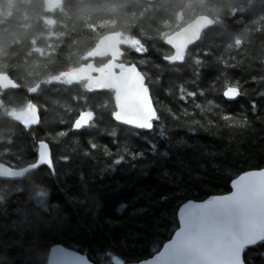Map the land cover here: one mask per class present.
I'll return each mask as SVG.
<instances>
[{
  "label": "trees",
  "instance_id": "1",
  "mask_svg": "<svg viewBox=\"0 0 264 264\" xmlns=\"http://www.w3.org/2000/svg\"><path fill=\"white\" fill-rule=\"evenodd\" d=\"M200 14L212 25L180 63L168 61L164 38ZM110 31L120 61L146 78L150 130L115 122L110 90L47 82ZM0 72L19 85L0 89V162H34V141H46L54 166L0 179V264H45L54 244L89 256L111 248L99 264L146 258L176 229L181 203L264 167V0H0ZM226 84L236 100L221 94ZM30 103L39 120L22 126L14 115ZM81 110L92 119L73 131ZM248 251L249 264H264V246Z\"/></svg>",
  "mask_w": 264,
  "mask_h": 264
},
{
  "label": "water",
  "instance_id": "2",
  "mask_svg": "<svg viewBox=\"0 0 264 264\" xmlns=\"http://www.w3.org/2000/svg\"><path fill=\"white\" fill-rule=\"evenodd\" d=\"M58 0H48L55 4ZM213 23L211 17L200 14L192 20L171 32L164 38V43L171 49L168 61L180 63L188 48L195 44L202 32ZM123 54L121 38L118 32L110 31L101 35L94 46L87 52L86 61L59 72L55 77L47 78V82L63 80L67 85L83 82L87 92L112 91L114 110L112 119L124 126L134 129L152 128V121L157 117L146 78L142 71L133 63L120 61ZM105 58L97 65L95 60ZM19 85L5 72H0V89H17ZM33 90V89H32ZM239 89L231 86L223 92L225 96L239 97ZM90 110H81L73 119L71 130H79L87 126L92 119ZM14 119L22 126L34 125L39 120L36 107L28 104L19 110ZM49 145L40 143L37 146L39 162L44 163L49 156ZM51 153V151H50ZM34 162L20 167H12L0 162V179L18 180L25 176L35 166ZM52 163V159H51ZM262 169V171H250ZM248 169L233 180L238 185L246 186L257 211H250L241 217L243 228L233 229L230 223L209 227L205 216L201 215L203 208L193 202L212 201L220 203L222 197L235 191L223 194L209 195L202 200H186L176 210L177 227L170 238L162 243L160 248L151 255V264H239L240 250L257 235L264 238V213L259 211L261 199L264 198V167ZM66 249L79 255L81 252L62 244L50 247L45 264H67V257L58 249ZM84 254V253H82ZM149 257V256H148ZM147 258V257H146ZM140 259L141 264H149L146 259ZM83 264H88L87 260ZM135 264V261L129 262Z\"/></svg>",
  "mask_w": 264,
  "mask_h": 264
},
{
  "label": "snow or ice",
  "instance_id": "3",
  "mask_svg": "<svg viewBox=\"0 0 264 264\" xmlns=\"http://www.w3.org/2000/svg\"><path fill=\"white\" fill-rule=\"evenodd\" d=\"M231 84H226L227 87H231ZM223 94V93H221ZM235 96H225L226 100H232L235 99ZM253 110H256V106L253 103L252 105ZM257 119H260V117H257ZM40 143H46V141H34L35 145H39ZM34 156L37 159V163H35V166L30 169V171H35L36 169L40 167H49L53 173H54V166L51 163V153L49 150V156L46 162L41 163L39 162V154L37 151V148L33 149ZM117 163L122 162V158H117ZM250 171H262V169H255ZM231 187L235 189V191L231 192L230 194L225 195L222 197L220 203H212V201H208L207 204L205 202H193L197 204L199 207L203 208V212L201 215L205 216L207 219V224L209 227H215L224 223H230L233 229H241L243 228V224L241 223V217L245 215L247 212H254L257 211L255 203L252 201L250 194L248 193L246 186L238 185L235 180H233L230 184ZM167 195H162L161 200H167ZM126 207V205L121 204L119 209H117V212L119 215H123V209ZM140 211H144L143 208L140 209ZM259 211L261 213H264V198L261 199ZM106 223L110 225H119L120 221H113L111 219L106 220ZM264 246V238H261L260 235H257V237L253 240H251L249 243H247L239 253V264H249L250 259V252L248 251L249 248H258ZM65 257H67V264H83L84 260L88 261V264H99V261L101 258H107L110 256L113 257L111 252V248H98L96 252L89 256L86 253L79 255L69 252L66 249H58ZM261 257H264V252L260 253ZM149 261V264H151V254L149 257L146 258ZM123 261V264H129L128 261ZM51 264V262H50ZM135 264H141L140 261H135Z\"/></svg>",
  "mask_w": 264,
  "mask_h": 264
},
{
  "label": "rangeland",
  "instance_id": "4",
  "mask_svg": "<svg viewBox=\"0 0 264 264\" xmlns=\"http://www.w3.org/2000/svg\"><path fill=\"white\" fill-rule=\"evenodd\" d=\"M49 5H54V4H50V3H49Z\"/></svg>",
  "mask_w": 264,
  "mask_h": 264
}]
</instances>
